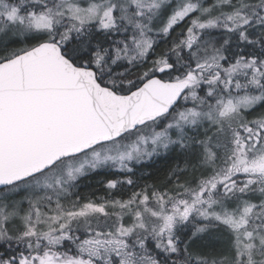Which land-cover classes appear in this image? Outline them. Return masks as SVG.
Returning <instances> with one entry per match:
<instances>
[{"label": "snow or ice", "instance_id": "obj_1", "mask_svg": "<svg viewBox=\"0 0 264 264\" xmlns=\"http://www.w3.org/2000/svg\"><path fill=\"white\" fill-rule=\"evenodd\" d=\"M0 264H264V0H0Z\"/></svg>", "mask_w": 264, "mask_h": 264}, {"label": "trees", "instance_id": "obj_2", "mask_svg": "<svg viewBox=\"0 0 264 264\" xmlns=\"http://www.w3.org/2000/svg\"><path fill=\"white\" fill-rule=\"evenodd\" d=\"M92 186H93V187H96L97 185H95V183L93 182ZM83 190H84L85 192L89 191L88 188H84Z\"/></svg>", "mask_w": 264, "mask_h": 264}]
</instances>
